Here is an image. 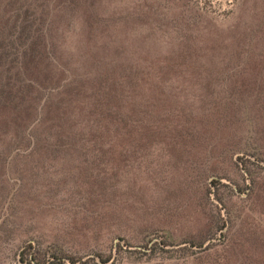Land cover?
<instances>
[{
  "label": "rangeland",
  "instance_id": "1",
  "mask_svg": "<svg viewBox=\"0 0 264 264\" xmlns=\"http://www.w3.org/2000/svg\"><path fill=\"white\" fill-rule=\"evenodd\" d=\"M0 264H264V0H0Z\"/></svg>",
  "mask_w": 264,
  "mask_h": 264
},
{
  "label": "trees",
  "instance_id": "2",
  "mask_svg": "<svg viewBox=\"0 0 264 264\" xmlns=\"http://www.w3.org/2000/svg\"><path fill=\"white\" fill-rule=\"evenodd\" d=\"M6 95V90L3 88V89H0V102H1V99H3ZM3 105L2 103H0V106Z\"/></svg>",
  "mask_w": 264,
  "mask_h": 264
}]
</instances>
